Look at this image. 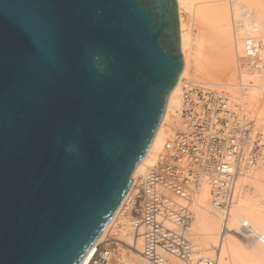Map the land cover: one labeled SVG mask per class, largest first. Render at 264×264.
<instances>
[{"label":"water","instance_id":"1","mask_svg":"<svg viewBox=\"0 0 264 264\" xmlns=\"http://www.w3.org/2000/svg\"><path fill=\"white\" fill-rule=\"evenodd\" d=\"M185 67L179 0H0V264H79Z\"/></svg>","mask_w":264,"mask_h":264},{"label":"built area","instance_id":"2","mask_svg":"<svg viewBox=\"0 0 264 264\" xmlns=\"http://www.w3.org/2000/svg\"><path fill=\"white\" fill-rule=\"evenodd\" d=\"M246 70L264 69V38L248 35L241 56ZM175 132L157 161L133 184L130 194L133 222L143 237V256L153 264H219L215 256H197L192 239V205L204 183L213 203L225 218L237 199L240 180L264 155V131L259 111L240 117L225 92L185 77L182 105ZM236 232L264 243V234L245 222ZM230 231L224 219L223 236ZM248 231V232H247ZM109 249L100 245L91 264L108 260Z\"/></svg>","mask_w":264,"mask_h":264},{"label":"bare ground","instance_id":"3","mask_svg":"<svg viewBox=\"0 0 264 264\" xmlns=\"http://www.w3.org/2000/svg\"><path fill=\"white\" fill-rule=\"evenodd\" d=\"M250 3L251 4L249 3L246 4L245 2H241L240 0H238L235 3L236 10L234 12L235 14L238 15L241 22L239 20L240 23L235 28L237 32L236 34L237 36L234 38L233 37L234 34L231 28L232 25H231V20H230L231 18H230V13H229V7L227 3L225 2V0H179L181 31H182V47H183V52L185 56V67H184V70L176 86L174 87V89L172 90L170 94L168 105H167V110L163 118V121L159 127V130L155 136V139L150 149L148 150L147 154L142 159V161L139 163V165L137 166L134 172V183L137 181V176H139L140 173H145L146 170L157 161L158 156L164 150L166 141L172 136V134H174V131H175L176 123L173 124L172 129L170 128L169 129L170 131L168 133H166L165 128H166L167 122L170 119L171 110L173 109L178 110L182 105V85H183L185 77H187V74L189 75L188 73L190 69L189 52H191L192 50L191 49L192 48L191 47L192 45L191 44V40H192L191 33L193 31V28H192V23H191L192 20L189 21L190 19H192L191 18L192 16L190 17V15H188L189 18L187 19L183 13L185 10H188L190 12L189 14L191 15L195 13L197 15L196 17H198L196 19L201 20L202 22L201 25H203V27L206 28L208 32L210 33L214 32L215 36L217 35V37H219L220 40H222L223 42L222 44L224 45L221 51V55H220L221 57L218 56L219 58L216 59L217 56L214 55L215 61L213 60L214 58L213 54L215 52L209 53L210 54L209 57L212 55V57H210L212 58L211 62H209L211 59L209 61L208 59L207 60L204 59L206 61L204 62L203 60H201V57L198 56L199 71L205 72L207 76L209 75L215 81H211L203 77H199V78H201L203 81L207 83L218 84L219 82V84H227L229 86V89L231 87L230 93H229L231 97L230 99L232 100L233 103H234V100L237 103H239L241 109L243 110L244 115L248 113L250 107H252V109L254 108L255 104L258 101L259 95H260L258 84L255 81H259L262 78L260 76L264 77V69L261 72H256V73L246 70L245 73H248V74L252 73L253 75H255L254 82L252 81L237 82L235 80V75H237V71L239 72V69L241 71L243 70L241 69V67L243 68V65L241 63L242 61L241 53L243 54L242 42L244 41V39L243 40L241 39L243 38L244 35L246 36L252 35V36L260 37L258 35L260 32L258 31H260L261 28L264 29V0H250ZM214 33L212 34L214 35ZM239 34H242V35L244 34V35L241 38V36H238ZM218 44H221V43H218ZM241 48H242V52H241ZM249 76H252V75L250 74ZM262 87H263V92H264V83L262 84ZM228 92L229 90H227V93ZM258 111L260 112L261 117H262L264 113V98L259 105ZM262 123L264 124V116H263ZM165 134H167L170 137L166 139ZM262 164L264 165V161ZM261 173L262 171L260 173L257 172L253 175L247 174L245 176V178L248 177L249 179H251V187L248 188V186H250V183L246 184L247 185L246 186L247 191H246V189L243 188L245 185L244 184L245 182L243 183V187H241L242 185L240 184L239 189H241V192L239 193V196H237V199L232 205L230 213L226 218H225V213L223 216H221L222 214H219L221 216L219 217V215L216 212L211 213L212 212L211 209L208 207H205L206 205L205 202H209L211 198L212 206H213L212 208L213 209L221 208L213 203V199L211 195V188H210L209 183L207 182L204 183L199 193L196 196L195 203L198 202L199 197H201V201H203L204 203L203 202H202L203 204L200 203L199 208L196 210V219L194 222L195 229L199 235L198 237L203 236L204 239H206V241L209 242V244L220 242V237H221V245L219 244L220 251L218 252L219 264H258V262L255 261V259H257L258 256L263 257V258L258 259L259 264H264V260H262L264 259V256H262L263 252H261L262 250L264 251V249H262L264 245L261 247V249L259 247V249L261 250L260 251L261 254L258 253L257 254L258 256H257L255 253L254 254L252 253V255L255 257L253 260L249 256L250 253H248L247 250L244 252V248L238 244L239 242H237V240L234 238L233 235L227 234L229 232L226 233L227 236L226 235L223 236V234H221L222 227H223L222 221H221L222 219H223V222H224V219H227L228 227L230 228L232 227L234 229L242 228V225L245 222H248L252 224L256 230L264 234V198L260 197V194L262 193L264 194V188H263L264 178H262L264 177V175L261 177L260 175ZM256 186H258L261 192L260 194L258 193L259 196H257L258 194L256 193V189H255ZM130 194H131V191L128 194L125 201L123 202V204L121 205V207L119 208V210L114 215V217L105 227L103 233L100 235L98 240L95 242V244L92 246V248L89 250V252L86 254V256L83 258V260L79 264H91V259L93 258L98 247L104 241L106 233L109 231L111 226L115 223V221H117L123 209L127 206L126 204L130 201L129 199ZM126 219L127 220L124 221L123 225L120 226L121 231L120 232L118 231V232L121 237L127 238L133 244L135 225L131 219L129 218H126ZM194 233L196 234V232ZM114 238H117V237L114 236ZM119 240H122V239H119ZM138 244H139V247L143 248V237L142 236L139 238ZM212 248L213 246L210 245L204 249L206 251L210 250L209 252L212 253L211 252L213 250ZM108 249H109L108 260H103L102 262H99L97 264H139L140 262L139 259L135 258L131 254L127 255L125 253H120L114 250L113 248H108ZM203 252L204 251H202V253ZM202 253L198 252L196 255L204 256L202 255Z\"/></svg>","mask_w":264,"mask_h":264},{"label":"rangeland","instance_id":"4","mask_svg":"<svg viewBox=\"0 0 264 264\" xmlns=\"http://www.w3.org/2000/svg\"><path fill=\"white\" fill-rule=\"evenodd\" d=\"M238 1V0H237ZM237 1H235V0H225V2L227 3V5H228V7H229V13H230V20H231V28H232V31H233V37L235 38L237 35V32H236V26L241 22V20H240V18L238 17V15L237 14H235V10H236V8H235V3L237 2ZM241 2H245L246 4H251L250 3V0H240ZM235 2V3H234ZM248 2V3H247ZM184 15H185V17L188 19L189 18V16L188 15H190V17L192 18V19H190L189 21H191V23H192V28H193V31H192V33H191V52H189V59H190V69H189V75L187 74V77L189 78V79H191V80H193L194 82H198V83H203V84H205V85H207L208 87H211V88H214V89H218V90H221V91H223V92H225L226 94H228L229 95V93H230V89H231V87H230V89H229V86L227 85V84H219V82H218V84H219V86H218V84H215V83H207V82H205V81H203L201 78H199V77H203V78H207V79H209V80H211V81H215L212 77H210L209 75V77L206 75V73L205 72H201V71H199V66H198V56L199 57H201V60H203L204 62H206L205 60H207L208 59V61L209 62H211L212 61V58H210V57H212V55L209 57V53H214L213 54V60L215 59V56H217L216 57V59L217 58H219L218 56H220L221 55V51H222V48L224 47V45L222 44L223 42H222V40H220V38L219 37H217V35L215 36V33L214 32H212V33H214V35L212 34V33H210V32H208L207 31V29L206 28H204L203 27V25H201L202 24V22H201V20L200 19H196V18H198V17H196L197 15L195 14V13H193L192 15L191 14H189L190 12L188 11V10H185L184 12ZM239 20H240V22H239ZM201 22V23H200ZM199 23H200V25H199ZM198 26V27H197ZM263 28H261L260 29V31H258V32H260L258 35L260 36V37H263L264 38V29L262 30ZM262 31V32H261ZM202 32V33H201ZM207 32V33H206ZM215 32H216V30H215ZM257 32V33H258ZM202 34V35H201ZM212 36H211V35ZM244 35V34H243ZM242 34H239L238 36H241V38H242V36H243ZM246 35H244L243 36V38L241 39V40H243L244 39V37H245ZM203 40V41H202ZM206 40V41H205ZM193 41V42H192ZM218 43H221V44H218ZM218 44V45H217ZM242 44H243V42H242ZM220 49V50H219ZM209 50V51H208ZM220 52V53H219ZM241 52H242V48H241ZM198 53H200V54H198ZM215 55V56H214ZM241 55H242V53H241ZM221 57V56H220ZM205 59V60H204ZM207 61V62H208ZM215 61V60H214ZM241 63H242V65H243V68L241 67V69H243L242 71L239 69V72L237 71V75H235V80L237 81V82H242V81H252V82H254V80H255V75H253L252 73H250L252 76H249L250 74H248V73H245L246 72V69H245V66H244V64H243V62L241 61ZM199 71V72H198ZM242 74V75H241ZM247 75H248V77H247ZM197 77V78H196ZM254 77V78H253ZM260 77H262L259 81H255V82H257V84H258V88H259V93H260V95H259V98H258V101H257V103L255 104V106H254V108L252 109V107H250L249 108V111H248V113L246 114V115H244L243 114V110L241 109V107H240V105H239V103H237L235 100H234V107H235V109L237 110V112L239 113V115L240 116H242L243 118H245V119H248L249 117H251V115H252V111H258V109H259V105H260V103H261V101L263 100V98H264V92H263V87H262V84L264 83V77L263 76H260ZM198 78H199V80H201V81H199L198 80ZM242 78H243V80H242ZM247 78H249V79H247ZM205 82V83H204ZM228 88V89H227ZM227 90H229V92L227 93ZM230 96V95H229ZM231 98V97H230ZM175 109H173V110H171V113H170V119H169V121L167 122V125H166V128H165V131H166V133H168L170 130V128L172 129V126H173V124L174 123H176L177 124V122H178V114H177V110H175ZM175 112V113H174ZM175 116H174V115ZM173 116V117H172ZM263 116H264V113H263V115H262V117H260V127H261V129L264 131V124L262 123L263 122ZM175 119H176V121H175ZM174 121V122H173ZM262 123V124H261ZM175 127H176V125H175ZM175 132V131H174ZM165 136H166V139L167 138H169L170 136H168L167 134H165ZM172 136H173V134H172ZM171 136V137H172ZM263 161H264V155H263V159L259 162V164H258V166H256L255 168H253L250 172H248L247 174H251V175H253V174H255V173H260L261 171H262V173L260 174L261 175V177L264 175L263 173H264V165L262 164L263 163ZM144 175V173H140V175L139 176H137V179L138 178H141L142 176ZM262 178H264V177H262ZM245 179V180H244ZM247 181V182H246ZM240 184L242 185L241 187H243V183L245 184L244 185V187L243 188H245L246 189V191H247V185L246 184H249L250 183V186H248V188L249 187H251V179H249L248 177L247 178H245V177H242L241 178V180H240ZM264 188V187H263ZM244 189V190H245ZM255 189H256V193L258 194H260L261 192H260V190H259V188H258V186H256L255 187ZM240 191L238 192V196H239V193L241 192V189H239ZM257 191H259V192H257ZM259 194L257 195V196H259ZM262 195H264L263 193L262 194H260V197L261 198H264V196H262ZM195 201H196V198H195ZM195 201H194V203H193V206H192V208H193V210H194V220H193V225H192V229H191V235H192V239H193V242H194V244H195V247H196V249L198 250V252H201L202 253V251H204L203 253H202V255H204V257H208V256H215L216 254H217V250H216V246H218L219 244L221 245V237H220V242H217V243H212V244H209V242L208 241H206V239H204V237L203 236H201V237H198L199 235H198V233H197V231H196V229H195V224H194V222H195V219H196V210L199 208V206H200V203H202L203 201H201V197H199V200H198V202L197 203H195ZM204 203V202H203ZM202 203V204H203ZM206 204V205H205ZM205 207H208V208H210L211 209V213H217L218 215L219 214H222L221 216H223L224 215V210L222 209V208H219V209H213L212 207V201H211V198H210V200H209V202H205ZM127 206L123 209V211H122V213H121V215L119 216V218L117 219V221H115V223L111 226V228L109 229V231L106 233V235H105V239H104V241L101 243L102 245H104V246H106L107 248H113L114 250H116V251H118V252H120V253H125V254H127V255H129V254H131V255H133L135 258H137V259H139V264H153V263H151L150 261H148L144 256H143V254H142V248L141 247H139V244H138V242H139V238L141 237V235H138V233L136 232V230H135V232H134V242H133V244H132V242L131 241H129L127 238H124V237H121L120 235H119V232L121 231V227L120 226H122L123 225V223H124V221H126L127 219L126 218H129V219H131L132 221H133V218H134V214H136V210L134 209V207H133V204H132V201H129L127 204H126ZM127 216V217H126ZM131 216V217H130ZM220 215H219V217H221ZM222 221V225H223V219L221 220ZM122 222V223H121ZM194 226V227H193ZM230 228V227H229ZM231 230L230 231H228L229 233H227V234H231V235H233L234 236V238L237 240V242H239L238 244L240 245V246H242L243 248H244V252L247 250L248 251V253H250L249 254V256L254 260V256L252 255V253L254 254H261V252H263V254H264V251L262 250H260L261 249V247L264 245V243H262V242H260V241H258L257 239H255L254 237H252V236H249V235H244V234H241V233H238V232H236V230L234 229V228H230ZM119 231V232H118ZM194 232H196V234L194 233ZM221 234H222V232H221ZM196 235V236H195ZM230 235V236H231ZM114 236H116L117 238H119V239H122V240H119V239H117V238H114ZM139 236V237H138ZM227 236V235H226ZM232 236V237H233ZM203 237V238H202ZM198 238V239H197ZM202 239V240H201ZM135 242H136V244H135ZM208 244V245H207ZM134 245V246H133ZM210 245H212L213 246V250L211 251L212 253H210L209 251L210 250H208V251H206L204 248H206V247H208V246H210ZM259 247H260V249H259ZM262 249H264V246H263V248ZM206 251V252H205ZM214 251V252H213ZM257 251V252H256ZM261 251V252H260ZM215 253V254H214ZM212 254V255H211ZM246 254H247V252H246ZM262 254V256H264ZM136 255V256H135ZM258 256V255H257ZM260 258H263V257H261V256H258L257 257V259H255V261H257L258 262V264H259V260L258 259H260ZM262 260H264V259H262ZM261 263V262H260Z\"/></svg>","mask_w":264,"mask_h":264}]
</instances>
